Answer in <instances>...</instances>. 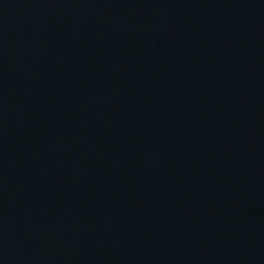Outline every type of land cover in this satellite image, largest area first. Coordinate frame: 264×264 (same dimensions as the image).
Instances as JSON below:
<instances>
[{
    "label": "water",
    "instance_id": "1",
    "mask_svg": "<svg viewBox=\"0 0 264 264\" xmlns=\"http://www.w3.org/2000/svg\"><path fill=\"white\" fill-rule=\"evenodd\" d=\"M0 264H264L251 0H0Z\"/></svg>",
    "mask_w": 264,
    "mask_h": 264
}]
</instances>
